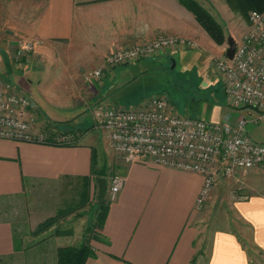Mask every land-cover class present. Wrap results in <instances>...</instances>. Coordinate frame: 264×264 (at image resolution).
Instances as JSON below:
<instances>
[{
    "label": "crops",
    "instance_id": "0c3cea01",
    "mask_svg": "<svg viewBox=\"0 0 264 264\" xmlns=\"http://www.w3.org/2000/svg\"><path fill=\"white\" fill-rule=\"evenodd\" d=\"M199 1L216 15L211 0ZM219 7L215 10L224 23L231 9L225 0ZM160 35L182 36L212 56L225 55V45L217 44L180 0H0V56L22 66L21 71L29 67L39 76L60 79L38 87L36 98L22 88L31 98L33 130L49 131L52 122L57 123L52 130L56 136L73 135L69 145L0 138V264H57L59 248L76 246L77 238L87 234L92 219L82 214L98 204V178L109 184L114 174L124 176L125 183L115 200L106 193L107 216L101 229L94 228L108 242L92 239L95 254L84 264H256L254 253L264 258V167L236 172L243 176L236 182L239 197L233 204L244 224L201 229V174L105 158L80 126L96 95L105 87L110 94L119 90V81H107L109 70L94 85L81 65L66 61L54 69L57 56H96L100 61L115 48ZM21 40L37 45L22 53ZM182 49L163 56H176ZM58 214L52 226L34 233Z\"/></svg>",
    "mask_w": 264,
    "mask_h": 264
},
{
    "label": "built area",
    "instance_id": "2783aa9c",
    "mask_svg": "<svg viewBox=\"0 0 264 264\" xmlns=\"http://www.w3.org/2000/svg\"><path fill=\"white\" fill-rule=\"evenodd\" d=\"M249 22V29L236 41L233 58H215L214 66L223 76L228 103L256 111L259 120L264 118V10L251 11ZM36 45L34 41L21 40L19 50L29 53ZM197 47L196 41L182 36L160 35L113 49L105 56L104 64L86 77L96 85L106 68L163 57L175 48ZM31 107L29 94L0 74V138L47 143L46 131L33 130ZM94 110V120L105 131L118 160L153 162L201 174L204 184L197 199L198 207L208 199L220 176H232L237 170L264 164V142L250 135L245 117L229 125L181 116L171 109L165 95L131 108L104 105ZM55 139L69 143L73 135L61 133ZM124 183L122 175L110 178L107 191L110 201L116 199Z\"/></svg>",
    "mask_w": 264,
    "mask_h": 264
},
{
    "label": "rangeland",
    "instance_id": "374dc122",
    "mask_svg": "<svg viewBox=\"0 0 264 264\" xmlns=\"http://www.w3.org/2000/svg\"><path fill=\"white\" fill-rule=\"evenodd\" d=\"M211 1L212 11L216 13V18L221 19V14L215 10L216 8L220 9L221 0ZM224 19L225 33L232 35L236 41L249 29V15L243 17L231 9ZM220 21L222 22V19ZM224 45L227 49V40ZM218 57H226V55L212 56V54H208V50L200 47L184 48L176 56L146 58L115 68H106L101 80H104L106 71L109 70L107 81H119V90L115 94L114 92L110 94L108 87H105L101 95H96L90 108L84 112L85 116L80 126L84 129L88 128L87 138H90L105 158H110L113 155L116 159L105 131L94 120V109L104 105L131 108L154 97L165 95L169 99L171 109L181 116L198 117L210 122H224L226 119L232 121L245 117L248 120L247 129L250 135L255 140L264 142V118L258 120L256 111L235 108L228 103L223 76L214 66V60ZM66 61L81 65L87 75L93 69L104 64V60L99 61L96 56H57L54 69H62ZM13 62L6 56H0V74L17 84L18 87L26 89L35 98L38 87H48L53 85L54 81L57 84V81L60 80L57 76H52L54 74L39 76L38 72L29 67H25L24 71H21L23 67L21 66V68L20 65L14 67L12 66ZM7 69L11 71L8 72ZM35 76L40 77V84L39 78ZM30 80L34 83H31ZM98 85L101 89L104 82L100 81ZM96 91L97 88L93 86L91 94L95 96ZM81 111L83 110L81 109ZM65 126H63L65 129L69 128V126ZM73 126L74 124H71V127ZM259 166L264 167V164ZM242 176L239 173L232 176H220L208 199L198 207L200 219H202L199 225L201 229L206 228L208 231L220 228L238 229L240 225L244 224L238 219L233 204L239 197V187L236 182ZM92 207L94 210L82 214L84 219L88 217L92 219L88 221V225L90 223L95 225L97 203H93ZM85 209H89V207L86 206ZM83 239L84 237L77 238L75 245H79ZM253 259L256 264L264 261V258L255 253Z\"/></svg>",
    "mask_w": 264,
    "mask_h": 264
},
{
    "label": "trees",
    "instance_id": "16d2710c",
    "mask_svg": "<svg viewBox=\"0 0 264 264\" xmlns=\"http://www.w3.org/2000/svg\"><path fill=\"white\" fill-rule=\"evenodd\" d=\"M228 6L235 12H238L243 17H248L249 11H263L264 10V0H225ZM180 2L188 8L202 25V27L206 30L209 36L219 45H222L226 42V33H225V25L221 22L216 16L209 11L199 0H180ZM57 123L49 122L46 126L49 131L47 143L55 144V145H69L71 143L68 142H59L56 137L57 132H52ZM88 131V128L85 129ZM101 175H104L102 173ZM109 210V204L105 200L103 203L97 204V208L95 209L96 220L95 225H88L86 230V235L84 236L83 241L76 246L69 245L60 247L57 254V264H84L86 260L93 256L95 253L91 246V240L108 242L107 238L100 232L96 231L94 228L97 227L99 229L102 228L105 218L107 216ZM61 217V214H58L55 217L49 218L34 231V233H39L48 229L52 226L58 218ZM90 234V235H89Z\"/></svg>",
    "mask_w": 264,
    "mask_h": 264
},
{
    "label": "water",
    "instance_id": "95a60500",
    "mask_svg": "<svg viewBox=\"0 0 264 264\" xmlns=\"http://www.w3.org/2000/svg\"><path fill=\"white\" fill-rule=\"evenodd\" d=\"M227 43H228V47L225 51V55L231 59L233 58V55L236 49V40L232 37V35H229L227 38ZM98 186H99V190L97 194L98 201L99 203H103L105 201L107 188H108L107 179L105 177H99Z\"/></svg>",
    "mask_w": 264,
    "mask_h": 264
}]
</instances>
